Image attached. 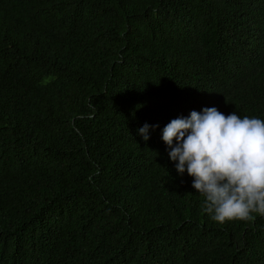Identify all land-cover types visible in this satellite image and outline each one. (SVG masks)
<instances>
[{"label":"trees","instance_id":"16d2710c","mask_svg":"<svg viewBox=\"0 0 264 264\" xmlns=\"http://www.w3.org/2000/svg\"><path fill=\"white\" fill-rule=\"evenodd\" d=\"M206 107L264 119V0H0V264H264L162 140Z\"/></svg>","mask_w":264,"mask_h":264},{"label":"clouds","instance_id":"9594fccd","mask_svg":"<svg viewBox=\"0 0 264 264\" xmlns=\"http://www.w3.org/2000/svg\"><path fill=\"white\" fill-rule=\"evenodd\" d=\"M149 127L138 130L145 141ZM162 140L176 171L192 177V187L203 197L202 210L212 221L264 217V119L206 107L172 119Z\"/></svg>","mask_w":264,"mask_h":264}]
</instances>
